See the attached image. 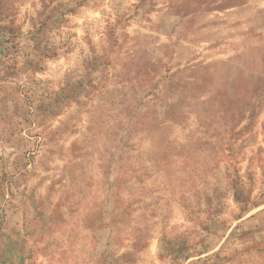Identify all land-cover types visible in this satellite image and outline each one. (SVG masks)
Segmentation results:
<instances>
[{
	"label": "rangeland",
	"instance_id": "obj_1",
	"mask_svg": "<svg viewBox=\"0 0 264 264\" xmlns=\"http://www.w3.org/2000/svg\"><path fill=\"white\" fill-rule=\"evenodd\" d=\"M0 264H264V0H0Z\"/></svg>",
	"mask_w": 264,
	"mask_h": 264
}]
</instances>
